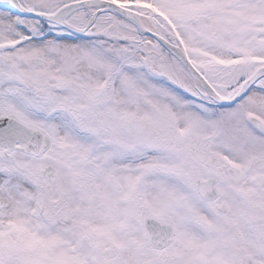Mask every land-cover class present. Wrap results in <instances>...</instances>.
I'll return each mask as SVG.
<instances>
[{
	"label": "snow or ice",
	"instance_id": "snow-or-ice-1",
	"mask_svg": "<svg viewBox=\"0 0 264 264\" xmlns=\"http://www.w3.org/2000/svg\"><path fill=\"white\" fill-rule=\"evenodd\" d=\"M0 264H264V0H0Z\"/></svg>",
	"mask_w": 264,
	"mask_h": 264
}]
</instances>
